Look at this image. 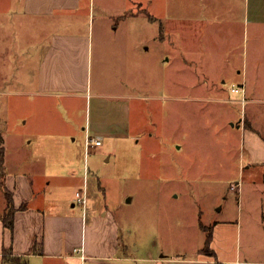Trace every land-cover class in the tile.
Here are the masks:
<instances>
[{
  "label": "rangeland",
  "instance_id": "1",
  "mask_svg": "<svg viewBox=\"0 0 264 264\" xmlns=\"http://www.w3.org/2000/svg\"><path fill=\"white\" fill-rule=\"evenodd\" d=\"M112 1L95 0V5L110 15L119 6ZM161 2L131 1L123 12L126 22L103 20L98 9L92 17L90 91L127 94L122 99L127 111L111 98L102 113L116 120L126 112V128L142 133L105 139L87 155V106L93 124L101 111L95 95L49 98L40 85L48 19L0 16L6 171L33 173L40 185L51 180L49 208L62 203L78 213L83 206L72 207L69 197L86 178L89 220L101 215L102 207L109 209L122 225L121 236L134 250L139 247V254L193 255L206 238L201 222L238 217L245 250L257 245L263 251L264 0H246L247 18L240 14L226 29L214 14L190 19L187 50L183 39L169 31L173 0H163L168 8L163 17L152 7ZM113 23L120 29L127 25L128 31L111 32ZM229 38H234L233 49ZM36 42L40 48L33 55L29 45ZM242 87L247 91L244 105ZM71 101L76 112L68 110Z\"/></svg>",
  "mask_w": 264,
  "mask_h": 264
},
{
  "label": "crops",
  "instance_id": "2",
  "mask_svg": "<svg viewBox=\"0 0 264 264\" xmlns=\"http://www.w3.org/2000/svg\"><path fill=\"white\" fill-rule=\"evenodd\" d=\"M131 1L134 0H113L112 2L119 6L112 10V14L106 15L104 8L95 5V0H0L1 17L23 15L48 19L49 39L43 43L44 57L41 61L43 63L39 81L40 85L49 91V98H84L88 94L95 95L98 109L101 111L98 112V117L94 119L93 124L91 106L90 116L87 106V125L84 127L85 134L83 135L86 153L88 148L89 152L91 149L87 147L89 137L101 138L104 141L100 146H103L105 139L120 140L124 137L131 138L134 133L136 135L142 133L126 128V124L129 127L125 118L126 112L116 120L102 113L104 104L107 103V99L111 98L118 99L122 108L127 106V109L123 108L127 111L128 104L122 101L127 94L106 93L102 90L93 93L89 87L90 62H93L94 46V36L90 29L92 17L97 16L95 11L98 9V15L103 20L106 16L111 20L114 17L126 22L127 15L123 12H127L126 8L129 7ZM152 7L162 17L166 14L165 11L168 12L163 0ZM172 14H174L172 29L169 28V31L179 36L178 41L183 39L184 50L189 48L188 37L185 35L188 29L192 34V20L190 19L201 18L203 20L214 14V17L222 18L226 29L231 20H233L232 26L235 25L234 19L240 14H244L245 18L248 15L246 0H173ZM70 23L78 24V26L72 28L61 26V24ZM113 24L115 26L111 27V32L117 33L120 30L126 33L128 31L127 25L120 29L119 23ZM227 44L230 49H233L235 47L234 38H229ZM39 48L40 45L37 42L29 45L31 52L34 49L33 55L38 54ZM91 102L88 104L91 105ZM73 104V101L68 102L70 112H76ZM73 131L70 135H77ZM76 138L74 137V140ZM5 144L6 138L0 132V149L2 150L0 156L2 159L0 161V264H13L8 259L11 256L21 257L26 264H264V250L262 251L261 246L252 247L250 245L246 250L243 247V228L239 217L238 219H219L212 225H205L201 222L204 226L211 228L210 248L212 252L203 251L207 231L200 225L206 233V238L204 245L199 247L193 255L162 252L156 257H151L148 253L139 254L137 250L139 247L135 246L137 248L134 250V245H129L121 236L122 225L109 209L104 211L102 207L99 210H103V213L99 216L93 214L89 220L88 180L86 181L88 200L86 208L82 207V212L78 213L74 211V208L67 209L62 203H56L58 206L49 208L50 196L47 194V189L50 188L51 180L40 185L39 182H35L36 175L33 173H23V176H19L18 173L13 174L6 171ZM88 169H86V175ZM67 173L72 176L75 174ZM7 190L12 194L15 208L12 228L5 226L3 219L9 210ZM76 192L69 197L72 200V207L77 204ZM58 199L62 200V198ZM77 248L81 250L75 251Z\"/></svg>",
  "mask_w": 264,
  "mask_h": 264
},
{
  "label": "trees",
  "instance_id": "3",
  "mask_svg": "<svg viewBox=\"0 0 264 264\" xmlns=\"http://www.w3.org/2000/svg\"><path fill=\"white\" fill-rule=\"evenodd\" d=\"M2 155V150L0 149V156ZM1 157H0V161H1ZM263 182H264V173H263ZM6 195H7V200L9 202V210L7 211V213L3 216L4 219V223L5 226L12 228L13 224H14V211L15 208L13 206V198H12V194L9 190L6 191ZM202 228L205 229L207 231V239H206V245L203 248L204 252H212V249L210 248V242H211V228L204 226L203 224H201ZM214 253V252H213ZM13 264H26L25 261L18 256H11L8 258Z\"/></svg>",
  "mask_w": 264,
  "mask_h": 264
},
{
  "label": "built area",
  "instance_id": "4",
  "mask_svg": "<svg viewBox=\"0 0 264 264\" xmlns=\"http://www.w3.org/2000/svg\"><path fill=\"white\" fill-rule=\"evenodd\" d=\"M242 92H243V97H242V104L244 105L245 102H247V98H245V87L241 88ZM232 91H239V88H232ZM103 143V140L101 138H97V137H89L87 139V147H95V146H100ZM89 152V148L87 149V153ZM86 169H88V167L86 166ZM76 203L82 205L84 208H86L87 205V182L85 180V183L83 185L82 188H80L79 190H77L76 192ZM81 248H77L75 249V251H80Z\"/></svg>",
  "mask_w": 264,
  "mask_h": 264
}]
</instances>
